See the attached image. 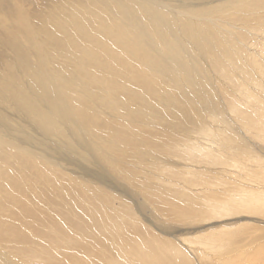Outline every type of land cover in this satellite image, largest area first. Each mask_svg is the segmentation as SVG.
Listing matches in <instances>:
<instances>
[{
	"label": "bare ground",
	"instance_id": "bare-ground-1",
	"mask_svg": "<svg viewBox=\"0 0 264 264\" xmlns=\"http://www.w3.org/2000/svg\"><path fill=\"white\" fill-rule=\"evenodd\" d=\"M263 150L264 0H0V264H194L119 183L172 222L237 210L264 218L258 192L227 204L188 192L205 184L197 168L219 166L263 194ZM145 168L155 175L139 181ZM44 192L69 213L46 224L52 244L21 257L31 235L9 220L29 217ZM257 231L240 245L202 244L221 264H235L233 253L258 263ZM246 242L255 249L241 252Z\"/></svg>",
	"mask_w": 264,
	"mask_h": 264
},
{
	"label": "rangeland",
	"instance_id": "rangeland-1",
	"mask_svg": "<svg viewBox=\"0 0 264 264\" xmlns=\"http://www.w3.org/2000/svg\"><path fill=\"white\" fill-rule=\"evenodd\" d=\"M242 131L244 132L249 148L251 149L253 144L251 143L250 135L244 130ZM204 139L205 140H202V144L206 145L205 147H208V145L212 147L214 146V143L208 142L207 140L216 142L213 139V137H204ZM263 154H264V150H263ZM68 169L72 170V168L69 166H68ZM192 169L194 170V168ZM196 170L203 171L199 175V179L204 180L205 184L196 185V187H193L192 190L188 192L191 193L194 196V198H201L202 200L198 201L201 204H205L208 202L211 204H227L231 200H237L240 198H244L246 195L251 197L253 192H258L259 193L258 196L264 195V192L262 194L261 192L257 191V188H256L257 183L256 184L253 183L249 177L247 179V178H244V176L239 175L236 170L231 171L226 168L219 167V166L218 167L207 166V168L202 167V168H197ZM141 172H143L144 174H141ZM154 175L155 174L153 171H151V168H145L137 172L138 180L143 181V182H147L150 178L154 177ZM162 176H163L162 174H156V178H157L156 181L160 182L163 179ZM111 180L114 181L113 179ZM182 182L186 183L184 181ZM119 186L126 193H133L134 195H136V200L131 203V206L133 207L135 206V210L139 218L142 220H145L148 226L151 227V224L157 221L166 222L163 228L158 227L163 232L166 233V235L164 236L165 241L170 244H174V246H180L181 248H184V252H187L189 254L194 264L205 263V260L199 259V255H203V254L206 257L209 256L213 259V262L215 263H212V264H221V262L218 261L219 257L216 255L217 253H215L214 251H210L209 249L204 247V245L202 244L203 242H208V239L218 238L222 236L226 240L230 241L231 243L237 242V245L238 244L240 245V241H246V240L249 241L251 237L256 235L257 229H258L257 231L258 235H261L262 233L264 234V218L262 216H255V215L243 212L241 210L232 211L230 213H222L218 215L205 214V215H202L200 218H197L189 223L172 222L169 216L163 213H160V212H155L153 205L149 204L146 198L139 191L133 188H130L125 183L121 184L120 182ZM136 192H138L139 194ZM53 194L54 193L44 192L43 196L41 197V200H39L40 201L39 203L35 200V198H31V201L28 202V205H29L28 207L31 208V209L29 208V211L32 214L31 215L29 214V217L27 213L24 214L25 216H19V217L11 218V219L4 216V219L2 220L8 221L10 219L9 221H13L16 225L20 226L21 228L23 227L22 229L24 230L25 233H27V230H28V235H31L26 239V242L23 241L24 243L23 242L20 243L21 247L19 246L22 249L20 251H24L23 250L24 248L26 253L24 252L22 254L18 253L19 251L18 250L16 251V249L13 248L15 247V244L14 245L7 244L5 245L6 248L4 249L6 250L10 249L9 253H12L11 251L12 249L9 248V247H12L13 250L15 251L13 253L21 254V257H22L24 254H26V256L28 255L27 252L30 250L29 247H31L34 251L36 250L39 251V249L41 250L42 248H44V245H45L44 240H46L48 244H52L55 241L54 238H46V237L44 238V235H42V232L46 233V231H48L49 227L52 225L51 222L55 221L57 217L58 218L59 216L61 218L66 217L68 215L67 213H69V208L67 205L64 207V204L62 205L59 199L56 198L55 194L54 195ZM35 202L37 203L38 206L36 205ZM115 207H119L118 202H115ZM35 208L37 210H35ZM32 209H34L35 211H33ZM60 210H62V212ZM20 211L21 210L20 209L18 210L17 208L11 213L16 214L17 212L19 213ZM38 211H40V213ZM42 211H45L47 216L45 215V212H42ZM58 211L61 213H57ZM49 213L51 214L49 215ZM62 213L65 214V216ZM51 217L53 218L51 219ZM46 224L49 225L47 229H46V226H47ZM156 225L158 226V224ZM36 226H39L40 229H37L38 227ZM42 226H45V228ZM41 227L44 229H42ZM32 228H34L35 231H33ZM35 243H41L43 245H40V247L36 246L37 247L36 249L35 245H33ZM245 246L247 247V249ZM250 246H248V242H246L244 244L245 248L242 247L244 249H241V252L245 253L248 249L249 251L252 248L255 249V246L254 247L253 246L250 247ZM26 248L28 251H26ZM32 249L30 250V253L32 254H29V257H32L35 254H39V253H35L34 251H32ZM4 252H7V251L4 250ZM12 255H15V254H12ZM229 255L232 256L231 254ZM229 255H227V260L231 259L229 261H232V262L236 260L233 262L235 264H255V263L258 264L259 262H261L259 264H264V257H263L264 253L260 256L262 257L261 259L256 257L258 260V263L257 261L254 263L255 260H253L254 258L251 255H249V253L245 255H240V257H238L239 255L236 253H233L232 257H230ZM243 259L245 261H243ZM63 260L64 259L58 260L56 264H63L64 263ZM260 260H263V261H260ZM81 261L84 264H89L84 257H81ZM39 262L41 263L43 261H39ZM207 263H211V262L208 261L206 262V264Z\"/></svg>",
	"mask_w": 264,
	"mask_h": 264
}]
</instances>
